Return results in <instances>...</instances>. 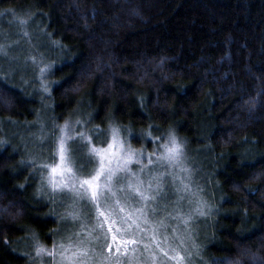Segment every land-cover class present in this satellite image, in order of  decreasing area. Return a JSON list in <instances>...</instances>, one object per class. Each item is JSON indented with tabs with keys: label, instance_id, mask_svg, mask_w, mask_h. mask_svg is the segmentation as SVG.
<instances>
[{
	"label": "trees",
	"instance_id": "1",
	"mask_svg": "<svg viewBox=\"0 0 264 264\" xmlns=\"http://www.w3.org/2000/svg\"><path fill=\"white\" fill-rule=\"evenodd\" d=\"M9 20L24 67L0 73V264H31L58 226L42 165L5 139L44 109L50 148L80 111L94 144L116 128L135 147L172 135L200 151L218 209L204 264H264V0H0Z\"/></svg>",
	"mask_w": 264,
	"mask_h": 264
},
{
	"label": "rangeland",
	"instance_id": "2",
	"mask_svg": "<svg viewBox=\"0 0 264 264\" xmlns=\"http://www.w3.org/2000/svg\"><path fill=\"white\" fill-rule=\"evenodd\" d=\"M2 25L0 22V28ZM13 31L10 20L0 29V35L8 36L5 45L2 43L0 47V73L8 78L22 75L24 67L22 61L11 63L5 49L11 44L9 37L14 38ZM36 43L37 55L48 57V52L45 54ZM17 64L19 67L15 66ZM43 69L39 67L37 71L38 88L47 94ZM45 111L21 129L6 130L5 137L12 140L36 168L42 165L40 172L37 171L38 195L50 200L57 212L58 226L53 241L51 245L36 244V257L31 264H69L64 257L77 250H87V255L75 264L205 263V244L218 212L208 158L200 151H188L187 145L172 135L150 146L135 147L116 128L108 133L107 142L94 144L87 132L86 119L78 114L80 111L76 113L78 129H70L66 122L59 125L54 147L50 148L52 134ZM93 135L97 141L101 140L102 135L97 131ZM170 137L180 146L177 161L166 158L171 147ZM61 142L64 175L55 177L57 188L54 190L50 182L51 169L61 165ZM93 148L108 149L109 153L104 161L106 174L98 182L96 201L82 184L100 167ZM113 235L116 242L112 240ZM40 247L47 253L37 255ZM54 249L55 255L50 254Z\"/></svg>",
	"mask_w": 264,
	"mask_h": 264
},
{
	"label": "snow or ice",
	"instance_id": "3",
	"mask_svg": "<svg viewBox=\"0 0 264 264\" xmlns=\"http://www.w3.org/2000/svg\"><path fill=\"white\" fill-rule=\"evenodd\" d=\"M21 23H23V21H21ZM170 140H171V147L168 148L166 158L169 159L170 161H177L179 159V156H180V146H179V144H177L174 137H170ZM108 147L112 148L113 145H109ZM59 152H60L61 165H59L57 167H53L51 169L52 179L50 182L52 183L54 190L57 188V183H56L55 177L58 174L61 177H63V175H64V171H63V160H64L63 142H61V144L59 146ZM92 152L99 157L100 167L96 171V174L94 176H91L90 179H85L82 182V184L87 186L86 191H90L92 200L96 201L98 198L99 189H100V185L98 182L106 174L104 161L108 158L109 153H108V149H103V148L102 149L93 148ZM60 187L62 189L63 185H60ZM201 214H203V213H201ZM101 215H103V214L101 213ZM101 231H103V225H101ZM111 231H112V229L109 228V232H111ZM112 240H113V242H116V236L115 235L112 236ZM105 243H107V234H105ZM61 247H63V246H61ZM111 247H112V245H109V249H111ZM41 253H47V250L42 248V247L38 248L37 249V255H40ZM50 254L55 255V249ZM86 255H87V250H83V251L77 250V251L73 252V254L71 256H65L64 259L67 260L69 262V264H75V262L78 259L83 258Z\"/></svg>",
	"mask_w": 264,
	"mask_h": 264
}]
</instances>
